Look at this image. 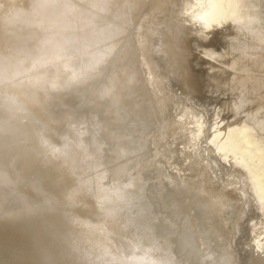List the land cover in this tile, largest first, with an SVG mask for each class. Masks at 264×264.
Here are the masks:
<instances>
[{"label":"bare ground","instance_id":"obj_1","mask_svg":"<svg viewBox=\"0 0 264 264\" xmlns=\"http://www.w3.org/2000/svg\"><path fill=\"white\" fill-rule=\"evenodd\" d=\"M233 2L0 0V264H264V147L193 67Z\"/></svg>","mask_w":264,"mask_h":264},{"label":"rangeland","instance_id":"obj_2","mask_svg":"<svg viewBox=\"0 0 264 264\" xmlns=\"http://www.w3.org/2000/svg\"><path fill=\"white\" fill-rule=\"evenodd\" d=\"M235 1L233 2V7L228 8L231 12L234 11V7L237 4V0ZM242 6L245 7L248 15V20L244 22L246 38L231 39L233 41L230 47L232 52H229L224 45L220 49H217L219 47H214L212 50L220 51L216 53L218 56L217 60L212 61L207 66L199 58V61L197 60L193 67L199 80L206 84V89L203 86L205 90L201 92L204 93L202 97L208 98L209 94L211 95V91H218L219 87L222 88L221 91H224L222 94L229 92L228 95L224 96L221 93L214 94L215 98L212 100V104L217 108L221 104L226 105L225 102H228L229 107L225 113L226 120L229 125L239 126L238 118L233 116V108L230 110V107L237 103L235 110L238 116L245 121L247 127L254 133L255 142L251 141L252 146L254 144L257 146L258 143L264 147V0H243ZM247 15L245 13V16ZM228 16L229 12L225 17ZM224 34L226 36L237 35V32ZM194 49L197 48L194 47ZM209 51L211 50L208 49ZM195 53L200 57L204 55L200 49H197ZM231 63L233 64L231 65ZM218 72H223V74L217 75L216 73ZM216 114L217 112H214L212 117H215ZM213 123L215 124L217 121ZM218 125L219 123H217L216 129L213 128L214 131L219 130ZM218 139L220 140V137ZM260 171H262V164ZM244 189L245 186L243 192Z\"/></svg>","mask_w":264,"mask_h":264},{"label":"water","instance_id":"obj_3","mask_svg":"<svg viewBox=\"0 0 264 264\" xmlns=\"http://www.w3.org/2000/svg\"><path fill=\"white\" fill-rule=\"evenodd\" d=\"M238 7H239V1H238V6L236 7V9H238ZM237 12H238V14L235 13L236 15L234 14L233 17L236 16L237 19H240V18L243 19L242 14L240 13L241 11L238 9ZM231 17H232V15H231ZM236 24H237L236 22H232V21H226V23L222 21L221 25L213 23V25L208 27L209 31H211V32H207V35H213V34L214 35L204 39L207 43L200 41V43L197 44L198 48H200V50H202V51H203V49L212 50V49H214V47H219L217 49H220L221 46L224 44L223 42H225L227 40V38H225L226 34H223L224 32H230L231 33V32H236V30H237V36H234V38H238L241 35L244 36V34L241 32V30L238 31V29L240 27L245 26L244 23L240 24V25L237 24L238 26ZM217 57H218L217 55L211 54L209 56L207 54L206 55L204 54L200 58H201V61L203 62V64H205V65L207 64V66H208V65H210V63H212V61L217 60ZM243 188H244V183H243ZM244 192H245V190H244ZM244 197H245L246 205L248 207L249 203H250V198H249V195L247 192H245ZM241 225H242V223L239 222V224L237 226V228L239 230L241 229Z\"/></svg>","mask_w":264,"mask_h":264}]
</instances>
